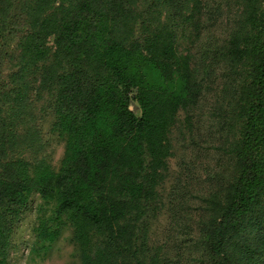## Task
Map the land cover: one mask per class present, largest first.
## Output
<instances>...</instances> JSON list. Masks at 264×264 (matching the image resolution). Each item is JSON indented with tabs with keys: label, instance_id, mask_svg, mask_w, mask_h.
Segmentation results:
<instances>
[{
	"label": "trees",
	"instance_id": "1",
	"mask_svg": "<svg viewBox=\"0 0 264 264\" xmlns=\"http://www.w3.org/2000/svg\"><path fill=\"white\" fill-rule=\"evenodd\" d=\"M258 1L243 0L228 38L213 50L233 88L229 113L218 121L225 165L193 207L180 177L167 198L161 193L179 113L192 125L205 92L206 77L180 44L212 29L222 4L0 0V264H8L34 195L41 200L37 241L52 244L68 225L80 264H181L189 248L196 255L187 264H264ZM48 115L64 142L57 170L43 155L38 125ZM162 213L169 243L154 245L151 225Z\"/></svg>",
	"mask_w": 264,
	"mask_h": 264
},
{
	"label": "rangeland",
	"instance_id": "2",
	"mask_svg": "<svg viewBox=\"0 0 264 264\" xmlns=\"http://www.w3.org/2000/svg\"><path fill=\"white\" fill-rule=\"evenodd\" d=\"M201 2L205 8L221 3L223 14L212 29H206L199 36L182 41L180 44L181 50L190 51L192 54L197 73L201 77H206L205 92L200 107L192 115V125L185 122L183 112L179 113L176 126L170 135L174 155L169 159V175L161 188V193L167 198L172 186L180 177L187 185V199L193 207L199 205L201 198L213 189L216 173L224 170V154L220 153L219 146L227 137L221 138L218 121H221L225 113H229L225 111L233 88L232 80L228 77L230 69L214 62L213 50L228 38L240 14L243 0H201ZM258 8L260 13H264V0L258 1ZM252 42L259 45L261 39L255 34ZM50 45H53L52 39ZM246 75L247 77L251 75L249 69ZM131 109L136 116H140L139 107L133 100ZM52 122L51 115L41 116L38 125L46 143L43 155L57 170L63 156L64 142L52 132ZM234 129L236 132L237 126ZM40 204L38 195H34L29 201L13 238L8 264H80L77 250L71 242L72 231L68 225L61 228L59 237L52 244L37 241L34 228L37 225V209ZM168 225L167 213H162L152 222L150 231L152 244L169 243ZM183 252L184 258L181 264H187L189 259L196 255L191 248L184 249ZM170 255L172 256V253Z\"/></svg>",
	"mask_w": 264,
	"mask_h": 264
}]
</instances>
